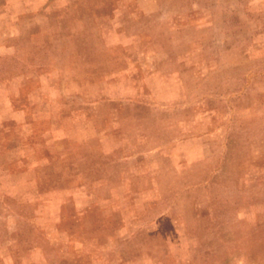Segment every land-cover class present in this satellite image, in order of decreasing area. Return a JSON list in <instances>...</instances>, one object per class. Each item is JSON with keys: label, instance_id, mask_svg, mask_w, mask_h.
<instances>
[{"label": "rangeland", "instance_id": "obj_1", "mask_svg": "<svg viewBox=\"0 0 264 264\" xmlns=\"http://www.w3.org/2000/svg\"><path fill=\"white\" fill-rule=\"evenodd\" d=\"M0 264H264V0H0Z\"/></svg>", "mask_w": 264, "mask_h": 264}]
</instances>
